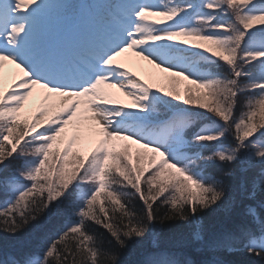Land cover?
<instances>
[{
    "label": "snow or ice",
    "instance_id": "6c2138e0",
    "mask_svg": "<svg viewBox=\"0 0 264 264\" xmlns=\"http://www.w3.org/2000/svg\"><path fill=\"white\" fill-rule=\"evenodd\" d=\"M0 193V264H264V0H0Z\"/></svg>",
    "mask_w": 264,
    "mask_h": 264
},
{
    "label": "trees",
    "instance_id": "16d2710c",
    "mask_svg": "<svg viewBox=\"0 0 264 264\" xmlns=\"http://www.w3.org/2000/svg\"><path fill=\"white\" fill-rule=\"evenodd\" d=\"M101 11H103V9ZM232 194L238 199L242 195L236 190H234ZM4 198H5L4 194L0 193V202H2ZM134 203L137 208L141 206L139 201H134ZM222 220H223V214L218 212V213H214L210 216L205 217L204 223L209 227H218ZM60 223H62L60 219L53 218L50 221H46L40 225L34 226L29 231L21 235H18L16 237H12L7 234L0 233V251L7 254L15 248H18L21 246H31L38 240L41 234H44V233L51 234V232L54 231V229L58 227ZM99 231H103V230H99ZM171 231L180 233V232H184L185 230L176 229V230H171ZM152 246L153 245L151 242H146L143 245H133L127 251L123 253L122 259L124 260L125 264H139V262L145 258L146 254L149 252ZM162 247L165 250L175 249L177 247V245L173 243L169 233L164 234L162 238ZM194 258L199 259L198 256H194ZM227 258L235 261L236 264H244V262H247V261L258 260V258L250 257L246 253H243V254L233 253Z\"/></svg>",
    "mask_w": 264,
    "mask_h": 264
},
{
    "label": "rangeland",
    "instance_id": "374dc122",
    "mask_svg": "<svg viewBox=\"0 0 264 264\" xmlns=\"http://www.w3.org/2000/svg\"><path fill=\"white\" fill-rule=\"evenodd\" d=\"M77 6L79 7V5H77ZM101 6H102V4L97 3V4H93V5H92V8H93L95 11L99 12L100 9H101ZM130 66L132 67V69H133L134 71H138V74H140V75L142 76V78H144V79H148V78H149V77H148V73H149L150 71H153L152 69H150V68L147 67V66H145V69H144L143 71H141V70L137 67V65H136L135 63L131 64ZM14 72H15V70L12 68V66H8V67L5 68V75H6V78H8V82H9V83H10V81H11L13 75H14ZM186 83H187V82H184L183 84L180 85L181 91H183V88L186 86ZM155 86H159V84H157V85H155ZM170 87H171V86L169 85V88H170Z\"/></svg>",
    "mask_w": 264,
    "mask_h": 264
}]
</instances>
